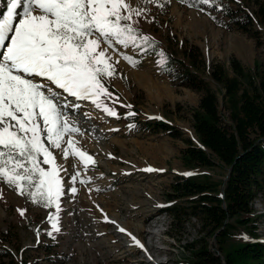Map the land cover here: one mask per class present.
Here are the masks:
<instances>
[{
	"label": "rangeland",
	"instance_id": "obj_1",
	"mask_svg": "<svg viewBox=\"0 0 264 264\" xmlns=\"http://www.w3.org/2000/svg\"><path fill=\"white\" fill-rule=\"evenodd\" d=\"M258 1L264 4V0H210L209 4L199 2L198 5L190 6L183 0H153V2L126 0L134 9L142 13L139 16L133 15L131 21H121L122 24H131L136 30L134 33L137 37L136 42L130 43L128 47L119 43H113L112 47L101 44V48L107 49V56L111 58L109 63L113 65L115 74L101 78V82L110 93L99 96V103L102 106L97 107V104L90 99L91 103L95 104L94 110L108 117V120L94 123L91 118L85 119L83 116L85 107L70 111L63 108L62 111L67 116L68 122L78 123L83 132L81 131L79 138L72 137L74 141L72 149H68L66 137L73 135V132L63 136L60 148L52 147L50 142L44 139L45 145L55 157V163L60 169L59 176L63 181L64 194L58 201L59 209L55 205L43 207L34 203L27 194L29 189L26 188L25 194L21 195L15 186L0 179V254L7 251L9 257L6 260L10 259L13 264H162L161 261L163 264H187L190 260V252L184 250L181 244L185 241H194L196 238L203 243L206 240L209 248L216 251L218 242L215 234L203 228L201 221L196 217H183V228L180 227L175 234L168 232L166 226L167 224L169 226L171 216L166 207L172 202L167 196L171 191V183L179 175H196L198 179L209 177L215 181H222L228 173L227 168L218 165L185 166L181 156L182 149L186 146L184 139L164 131H154L152 126L138 127L133 120L134 116L142 122L161 118L178 128L182 137H189L198 143V136L192 126L190 108L198 104L201 92L173 81L161 70L158 57L155 54L142 52L141 45L145 43L139 42L143 41V36H147L149 39H158L161 42L160 48L170 50L176 45L181 52L179 43L184 41V45H197L207 63L220 60L228 64L232 57H236L246 68H253L257 60L263 61L264 49L257 46L255 37L230 23L223 7L243 8L254 15L253 27L264 39V22L256 16ZM8 2L9 0H5L6 5ZM11 35L12 33H9V36ZM175 41L179 43H172ZM4 51L0 49V55ZM125 56L130 57L131 62L125 59ZM178 57L185 59L182 55ZM22 75L47 85V88L43 89L46 94L50 86L57 87L43 77ZM212 86L217 89L216 84L213 83ZM56 93H61L60 97L65 96L63 102L73 100V97L63 93L62 89ZM219 97L221 111L228 114L223 107L221 95ZM104 107L112 109L117 115H109L104 111ZM106 123L116 127V131L108 137H105L101 130ZM84 135L91 138L90 143L98 145L110 144L113 138L123 140L122 144L113 142L110 152L113 155L110 163L118 167L117 173L113 175L106 173L105 167L98 158L88 161L85 165L79 156H65L66 149L69 152L78 149L91 157V151L84 146V141L89 142ZM40 159L42 160L43 157L41 156ZM40 166L45 170L51 168L50 164ZM149 168L153 171H148ZM126 169H130L129 174L123 172ZM88 173L95 174L94 181L97 184H100L101 180L120 174L117 176L118 179L127 178L123 181L125 188L131 189V185L136 183L146 188L143 194H135L131 190L122 192L124 197L122 206H126L131 199L136 201V206L138 202H143L139 203L136 210L141 207L153 208V216L143 223L145 231L142 237L138 236L139 240L141 238V244L144 245L143 248L139 247L138 251L133 252L131 247L136 243L132 235H129L130 230L135 234L134 227L141 223L140 215L130 216L126 211L109 209V206L98 198L104 195L112 196V192L117 188L93 186V180L84 178ZM101 173H104L103 177H100ZM73 177H76L75 181ZM72 187L77 189L76 193L70 191ZM31 191L34 192L35 189ZM180 202L182 201L176 200V203ZM253 208L257 230L260 239L264 242V187L254 199ZM78 214L97 219L99 223L106 222L107 226L99 225V227L116 233V238H119L126 250V257L119 259L120 257L116 255L107 256L93 247L97 239L87 237V227L82 225ZM164 220L165 231L162 233L159 224ZM128 222L130 230L124 228ZM53 223L59 231L53 228ZM119 228L125 231L121 232ZM245 235L246 233L242 232L241 237L235 240H244ZM153 244L155 249L152 247ZM156 248L163 249L164 252L158 254ZM141 260H145V263Z\"/></svg>",
	"mask_w": 264,
	"mask_h": 264
},
{
	"label": "snow or ice",
	"instance_id": "obj_2",
	"mask_svg": "<svg viewBox=\"0 0 264 264\" xmlns=\"http://www.w3.org/2000/svg\"><path fill=\"white\" fill-rule=\"evenodd\" d=\"M201 2L209 4L210 0ZM141 14L126 0H9L6 11L0 14V49L5 50L0 55V179L15 186L21 195L29 189L27 194L34 203L59 209L63 181L44 139L60 148L66 133L78 132L62 111L78 105L65 104L59 93L46 94L43 89L47 85L22 74L43 77L70 96L92 99L101 107L99 96L110 95L101 78L115 74L107 49L101 44H134L136 30L121 21H131L133 15ZM142 40L147 42L149 37ZM124 58L131 62L130 57ZM104 111L117 115L108 107ZM67 143L72 149L74 141ZM68 155L79 156L85 165L92 160L78 149H66ZM41 164H50V170ZM70 191L76 193L77 189L72 187ZM132 239L144 247L136 237Z\"/></svg>",
	"mask_w": 264,
	"mask_h": 264
},
{
	"label": "trees",
	"instance_id": "obj_3",
	"mask_svg": "<svg viewBox=\"0 0 264 264\" xmlns=\"http://www.w3.org/2000/svg\"><path fill=\"white\" fill-rule=\"evenodd\" d=\"M183 1L190 6L201 2ZM258 2L256 16L264 22V4ZM223 10L230 23L255 37L257 46L264 49V39L253 27L254 15L243 8ZM139 43H145L141 45L142 52L158 57L161 70L178 85L201 92L198 104L190 108L199 142L182 137L178 128L161 118L142 122L134 116V122L138 127L152 126L154 131L184 139L186 146L181 156L185 166L218 165L228 171L222 181L198 179L196 175L176 177L167 196L172 202L166 207L171 216L168 232L175 234L184 226L183 217L190 216L215 234L216 251L199 238L181 244L190 252L187 264H264V242L253 208L254 199L264 187V59L246 68L236 57L228 64L220 60L207 63L197 45H184V41L172 42L181 44V52L176 45L170 50L160 48L161 42L155 38ZM219 95L228 114L221 111ZM242 232L246 239L236 241ZM8 257L7 251L0 254V264H13L6 260Z\"/></svg>",
	"mask_w": 264,
	"mask_h": 264
},
{
	"label": "bare ground",
	"instance_id": "obj_4",
	"mask_svg": "<svg viewBox=\"0 0 264 264\" xmlns=\"http://www.w3.org/2000/svg\"><path fill=\"white\" fill-rule=\"evenodd\" d=\"M44 81H42V82H44ZM58 90H59L58 87H55L52 85V86H50V89L48 90L47 94L51 95L52 92H57ZM63 93H65V92L63 91ZM61 99L64 100L65 96L62 95ZM77 100H78V98L73 97V100H71L69 102H64L67 105H78V107L65 108L66 111H70L72 109H77L79 107H85L86 109L83 110V112H84L83 116H85V119L91 118L94 121V123H99V122L108 120V117H104V115H102L99 111L94 110L95 104L91 103L90 99H87V100L79 99V102H77ZM68 123H70V122H68ZM69 125L71 127L78 128L79 131L73 132V135H71L70 137H66L67 142L69 140L72 141V137L73 138L78 137L79 134L81 133V131L83 130L81 126H78V123H70ZM101 130H102L104 136L108 137V135H110L116 131V127L111 125V124L106 123L105 125H103ZM84 136H86V140L89 141V142L84 141V146L86 147V149L91 151V153H92L91 158L92 159H96V158L100 159L102 165L106 169V173H108L109 175H113V174L117 173L118 171L116 168H118V167L112 166L110 163V161L113 158V155L110 154V152H111V148H113V142H119L122 144L123 140H121L119 138H113V140L110 144L98 145L95 143H90L91 138L89 136H87V135H84ZM82 142H83V138H82ZM82 145H83V143H82ZM140 164H142V163H140ZM123 172L129 174L130 169H126ZM94 175L95 174L88 173L85 175L84 178L88 179V180H93V186H99V187L103 186L104 188H110V187L117 188L114 192H112L113 193L112 196L104 195V196H101V198H98L103 204L109 206V209L116 208V209H120L122 211H126V213L129 214L130 216L135 215L137 217L140 215V222L141 223L137 224L134 227L135 228V234L132 233L134 231L130 230L131 227H130L129 222H128V225H125V227H124V228H127L130 230V234L132 235V237L134 236L137 238V240H139L138 238L142 237L141 235L145 231V229L143 228V225H144L143 223L148 221L154 214V212L152 211L153 208H147L148 209L147 210L146 208L141 207L140 209L136 210L139 203L142 204L143 202L142 201L138 202L137 203L138 205L136 206V204H135L136 201L131 200V199L128 201L126 206H122V203L124 202V197H123L122 192H126L127 190L128 191L131 190L135 194H137V193L143 194L145 192L146 188L139 185V183L131 185V189L125 188L123 181L126 180L127 178L126 177H120L118 179L117 176H119L120 174H118L117 176L109 177L107 180H101V183L97 184V182L94 181V180H96L94 178ZM103 175H104V173H101L100 177H103ZM144 176L145 175H142V177H144ZM110 212H112V211H110ZM78 216H79V220L82 221V225L87 227V233H86L87 237L90 239H97L94 242V244L92 245L93 247L102 251V253L104 252V254L107 256H111V255L115 256L116 255V256L120 257L119 259H124L126 257V250L123 248L122 242L120 240H118L119 238H116V236H117L116 233L108 232V230H106V229L103 230L99 227V225L107 226L108 224L106 222L105 223H99V221L97 219L89 218L83 214H78ZM104 234H109V235H104ZM140 240H141V238H140ZM152 247L155 249V244H153ZM131 249L133 250V252L138 251L139 246L134 245L131 247ZM157 250H158V254H162L164 252L163 249H157ZM142 262L145 263V260ZM161 263L163 264V261H161Z\"/></svg>",
	"mask_w": 264,
	"mask_h": 264
}]
</instances>
